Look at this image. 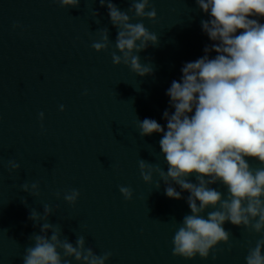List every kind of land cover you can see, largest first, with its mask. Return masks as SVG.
<instances>
[{
    "label": "clouds",
    "instance_id": "1",
    "mask_svg": "<svg viewBox=\"0 0 264 264\" xmlns=\"http://www.w3.org/2000/svg\"><path fill=\"white\" fill-rule=\"evenodd\" d=\"M55 2L67 9L79 7L81 0ZM98 2L107 6L110 22L117 29L114 48L119 54L111 52L113 64H123L140 77L153 74V66L142 64L138 54L150 44H159L157 34L142 22L156 21L154 0H130L126 11L113 0ZM195 2L210 16L201 26L214 43L205 46V55L186 62L181 79L173 80L166 90L174 109L171 114L163 112L166 129L155 119L137 118L141 137L162 134L159 146L167 165L165 171L159 164L139 159L140 176L152 184L154 174L158 175L155 188L158 190L163 181L168 198H184L174 184L189 193L186 202L191 214L185 215L175 230L174 256L207 259L220 243H229L232 233L224 225L230 222L261 236L254 247H248L245 264H264V23L258 19L264 17V0ZM98 15L93 11V17ZM96 32L99 38L91 44L96 52L113 47L107 27ZM212 51L214 58L208 55ZM39 117L43 120L44 114ZM250 160L260 166L253 167ZM7 167L10 173L18 172L20 164L9 159ZM193 175L195 183L189 179ZM216 184L226 188V195L212 187ZM20 188L33 197L40 195L38 182H25ZM118 188L125 200L132 199L131 187ZM55 196L59 199L61 193L57 191ZM79 196L78 189H70L63 193V200L75 205ZM21 202L27 205L23 197ZM52 213L48 204L42 215L31 209L29 219L34 226L43 223L40 232L30 236L33 243L24 249L23 264H72V259L77 264H106L112 253L96 254L86 247L84 235H77L75 244L67 237L61 239L62 228L48 222Z\"/></svg>",
    "mask_w": 264,
    "mask_h": 264
}]
</instances>
